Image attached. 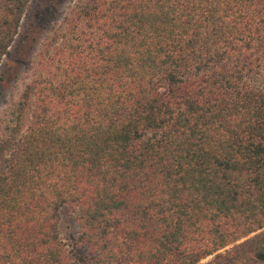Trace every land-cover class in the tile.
I'll use <instances>...</instances> for the list:
<instances>
[{
	"label": "trees",
	"instance_id": "1",
	"mask_svg": "<svg viewBox=\"0 0 264 264\" xmlns=\"http://www.w3.org/2000/svg\"><path fill=\"white\" fill-rule=\"evenodd\" d=\"M0 264H264V0H70L0 109Z\"/></svg>",
	"mask_w": 264,
	"mask_h": 264
},
{
	"label": "rangeland",
	"instance_id": "2",
	"mask_svg": "<svg viewBox=\"0 0 264 264\" xmlns=\"http://www.w3.org/2000/svg\"><path fill=\"white\" fill-rule=\"evenodd\" d=\"M70 0H32L21 23L20 35L16 38L2 66H0V109L4 106L18 77L28 66L34 49L50 26L62 16ZM18 48L15 49V47ZM17 54V55H16ZM60 228L64 236L75 231L73 223L62 213Z\"/></svg>",
	"mask_w": 264,
	"mask_h": 264
}]
</instances>
